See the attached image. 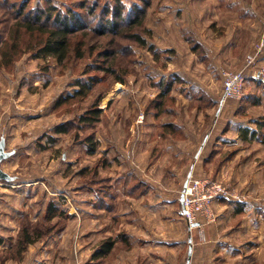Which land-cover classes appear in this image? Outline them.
Wrapping results in <instances>:
<instances>
[{"label": "rangeland", "instance_id": "rangeland-1", "mask_svg": "<svg viewBox=\"0 0 264 264\" xmlns=\"http://www.w3.org/2000/svg\"><path fill=\"white\" fill-rule=\"evenodd\" d=\"M14 1L20 6L22 0ZM148 1L144 25L136 29L147 46L125 42L129 55L117 56L116 75L123 81L95 69L103 61L96 52L63 64L26 53L0 65V145L5 153L0 161V264H72L71 249L79 248L81 263L87 264L108 239L104 232L128 229L132 215L141 217L145 228L183 229L170 219L176 208L181 211V192L191 172L228 185L247 204L244 215L232 219V212L215 208L217 200L215 221L192 231L204 232L211 225V231L226 232L241 221L242 236L228 240L251 256L233 261L264 264V83L247 76L242 97L221 105V71H239L251 51L234 54L228 62L215 59L216 35L207 28L219 29L213 22L220 0ZM246 1L235 3L247 6ZM122 2L128 8L144 4ZM50 3L64 11L79 6V0H29V8ZM6 7L0 5V22L8 18ZM88 25L95 27L98 19L88 17ZM98 39L106 41L95 38L90 44ZM258 65H264L260 57ZM91 79L97 81L93 90L76 96V82ZM93 104L102 109L100 121L80 124L78 117ZM66 123L72 125L68 133L55 132ZM90 134L98 144L94 154L85 143ZM139 181L138 195L143 191L149 200L135 203L127 184ZM103 197L116 206L101 205ZM52 202L67 215L65 229L16 254L23 224H46ZM112 211L123 218H110Z\"/></svg>", "mask_w": 264, "mask_h": 264}, {"label": "trees", "instance_id": "trees-1", "mask_svg": "<svg viewBox=\"0 0 264 264\" xmlns=\"http://www.w3.org/2000/svg\"><path fill=\"white\" fill-rule=\"evenodd\" d=\"M21 2L20 6H16L18 1L4 0L0 3L1 6H7L3 14L8 16L0 22L2 24L0 65L8 66L26 53H33L35 58L49 57L63 64L71 57L83 59L88 54L93 55L96 52V56L103 61L95 69L115 75L118 81H123L122 77L116 75V61L117 56L129 55L126 53L130 46L125 42H134L141 47L147 46L146 38L136 29L144 25L150 8L148 0H142L143 6L135 3L131 8H128L122 0H115L114 6L108 3L99 6L96 3L91 4L88 0H79L78 8H68L66 11L57 9L51 3L44 8H29V0ZM98 8L100 10L97 11ZM88 17L93 20L98 19V25L95 27L88 25ZM95 38L106 41L98 39V42L91 45L90 41ZM96 82L95 79H91L88 84L77 81L75 85L79 89L76 91V96L86 97L93 90ZM101 114L102 109H99L97 104H93L78 117V121L86 126H94L100 121ZM71 126L70 123L58 125L55 132L68 133ZM85 143L88 152L94 154L98 148L94 135H87ZM100 203L110 209L106 197H103ZM46 212V224H34L29 220L23 224L16 254L21 255L29 245L49 237L53 232H62L65 229L66 225L62 224L67 218L64 210H59L52 202L48 204ZM55 218H58V221L53 223ZM113 246L112 238L105 239L97 253L102 255Z\"/></svg>", "mask_w": 264, "mask_h": 264}, {"label": "crops", "instance_id": "crops-1", "mask_svg": "<svg viewBox=\"0 0 264 264\" xmlns=\"http://www.w3.org/2000/svg\"><path fill=\"white\" fill-rule=\"evenodd\" d=\"M260 2L264 3V0H257V8L256 0H247V6L242 5L239 7L236 5L235 0L219 1V5L215 9L216 19L213 22L216 28L219 29L214 32V26L207 28L208 32L211 31L216 35L214 43L216 46L214 50L216 60L228 62L234 54L240 53L243 55V53H248L258 43L257 40H264V6L260 5ZM258 18H261V22H258ZM210 46L213 48L212 45ZM260 59L264 61V42ZM182 142L185 143L186 140L183 139ZM140 182L142 181L127 184L131 188V193L127 195L135 203L149 200L143 194V191L138 195L137 192L142 185ZM168 202L171 201L168 200ZM109 204L111 209V207L116 206L117 202L111 198ZM214 205L215 208H222L223 212H232V219L243 216L247 206L244 202L232 203L226 199H220ZM108 215L110 218L117 220L124 216L117 215L113 211ZM173 216L170 221L183 225L185 228L173 230H161L156 227L145 228L141 217L135 219L132 215L131 218L134 221H127L129 223L128 229L104 232L105 238L113 239V248L102 255L97 253L99 248L95 249L87 264H238V261L233 260H237L239 256H243L242 259L250 260V251H246L243 247H237L238 245H231L228 240L229 237L240 238L242 236V232L238 230L241 221L234 225L235 229L226 232L223 230L211 231L209 229L211 225H209L204 231L203 240L199 233L193 232L186 226V223L182 222V208L181 211L176 208V213ZM132 222L135 226H132ZM155 222L158 224V218ZM71 253L72 264H82L80 248L74 253L71 249ZM65 262L63 264H66Z\"/></svg>", "mask_w": 264, "mask_h": 264}, {"label": "built area", "instance_id": "built-area-1", "mask_svg": "<svg viewBox=\"0 0 264 264\" xmlns=\"http://www.w3.org/2000/svg\"><path fill=\"white\" fill-rule=\"evenodd\" d=\"M263 41H259L250 53L245 56V64L239 71L224 69L222 75L221 105L228 100L240 99L244 92L247 76L264 83V65H258L263 50ZM182 215L190 230L202 229L206 224L215 221L213 203L220 199H231L242 202L244 196L238 195L228 185L208 178L197 177L191 172L181 192ZM204 240V232L199 231Z\"/></svg>", "mask_w": 264, "mask_h": 264}, {"label": "water", "instance_id": "water-1", "mask_svg": "<svg viewBox=\"0 0 264 264\" xmlns=\"http://www.w3.org/2000/svg\"><path fill=\"white\" fill-rule=\"evenodd\" d=\"M4 156H5V153L3 151V147L0 145V161L4 158ZM3 176H4V173L0 170V178H2Z\"/></svg>", "mask_w": 264, "mask_h": 264}]
</instances>
